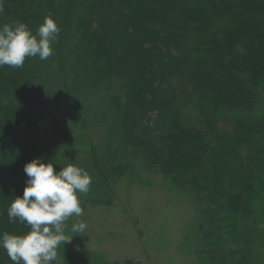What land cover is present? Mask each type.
Segmentation results:
<instances>
[{
    "label": "trees",
    "instance_id": "1",
    "mask_svg": "<svg viewBox=\"0 0 264 264\" xmlns=\"http://www.w3.org/2000/svg\"><path fill=\"white\" fill-rule=\"evenodd\" d=\"M0 4V26L61 29L47 60L0 67V233L30 231L7 210L39 157L92 178L59 264H117L71 224L155 188L192 208L198 264H264V0Z\"/></svg>",
    "mask_w": 264,
    "mask_h": 264
},
{
    "label": "clouds",
    "instance_id": "2",
    "mask_svg": "<svg viewBox=\"0 0 264 264\" xmlns=\"http://www.w3.org/2000/svg\"><path fill=\"white\" fill-rule=\"evenodd\" d=\"M3 12L0 4V13ZM61 29L46 16L35 34L25 23L0 26V67H23L26 58L47 60L54 54L53 45ZM29 178L23 196H16L7 210L9 223L29 227L23 235L0 233V249L6 251L13 264H59L58 249L70 243L67 221L83 215L81 194L88 193L92 178L88 171L68 164L56 170L52 161L36 158L24 166ZM87 223H72V233H84Z\"/></svg>",
    "mask_w": 264,
    "mask_h": 264
},
{
    "label": "rangeland",
    "instance_id": "3",
    "mask_svg": "<svg viewBox=\"0 0 264 264\" xmlns=\"http://www.w3.org/2000/svg\"><path fill=\"white\" fill-rule=\"evenodd\" d=\"M150 192L125 190L122 211L109 208L90 214L79 241L109 252L117 264H198L187 238L194 229L192 208L183 200H171L167 189Z\"/></svg>",
    "mask_w": 264,
    "mask_h": 264
}]
</instances>
